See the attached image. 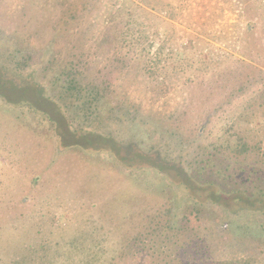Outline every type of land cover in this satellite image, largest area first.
<instances>
[{"label":"rangeland","instance_id":"374dc122","mask_svg":"<svg viewBox=\"0 0 264 264\" xmlns=\"http://www.w3.org/2000/svg\"><path fill=\"white\" fill-rule=\"evenodd\" d=\"M0 75V264H264V0H0Z\"/></svg>","mask_w":264,"mask_h":264},{"label":"trees","instance_id":"16d2710c","mask_svg":"<svg viewBox=\"0 0 264 264\" xmlns=\"http://www.w3.org/2000/svg\"><path fill=\"white\" fill-rule=\"evenodd\" d=\"M123 9L124 8L120 9L117 13L120 14L123 11ZM115 14H116V12L114 13V16H115ZM64 15H65V13H64ZM66 24L67 25L69 24L68 21ZM59 30H60V32H57V30H56V32L60 36H64L65 34L62 32L67 31V29H65L63 25H61L59 27ZM75 65H76V62L74 61V59L70 56H66L65 62L63 64V70H64L63 73L65 74L66 81L68 84L65 86V88L64 87L63 88L66 92H69V93H71V91H73V90H79L80 88H82L81 83L78 82V80H77V77H76L77 74L74 71ZM2 81H4V77L0 75V95L2 98L7 100L8 102H10V99L8 98V96L4 95L1 92L2 87H3L1 85ZM244 139H246V136L242 135L239 137V139L235 143L236 147L233 151H235V153L237 155H243L247 151L245 148V146L247 144L245 142H243ZM215 150L221 153V150L218 147L215 148ZM212 156H214L212 154V152H208L205 155V157L203 158V160H201L199 163L197 162L198 165L194 169L195 170L194 177H196V178H198L201 181L206 182V183H211L210 178H215L217 180L215 184L221 185L223 187V189H225L226 187L233 186L231 184L232 182H238L239 183V181H237L236 177L234 176L235 175L234 172H239V171L244 170L243 168H241L242 165L238 164L236 166L238 168H234V170H233L231 168V163L227 161L228 159L226 160V158L222 156L223 160L220 161V160H218V157H217L212 161V159H211ZM215 160H217V162H215ZM219 176H222V178L219 179ZM240 177H242V176L240 175ZM228 189H230V188H228ZM225 191H226V189H225ZM153 221L154 220L152 219V222ZM150 228H151V226H150ZM154 231H156V230L154 229ZM187 247H188V252H189L188 254L190 257H194L196 254H199L201 251L200 250L201 247L199 246V244L197 242H195V244L190 242V244L187 245ZM188 264H206V263H204L202 260L201 261L198 260L197 262L190 261V262H188Z\"/></svg>","mask_w":264,"mask_h":264}]
</instances>
